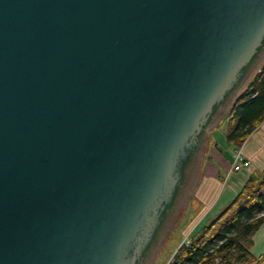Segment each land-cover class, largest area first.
I'll use <instances>...</instances> for the list:
<instances>
[{"label":"water","instance_id":"95a60500","mask_svg":"<svg viewBox=\"0 0 264 264\" xmlns=\"http://www.w3.org/2000/svg\"><path fill=\"white\" fill-rule=\"evenodd\" d=\"M263 63L264 0H0V264H151Z\"/></svg>","mask_w":264,"mask_h":264},{"label":"trees","instance_id":"16d2710c","mask_svg":"<svg viewBox=\"0 0 264 264\" xmlns=\"http://www.w3.org/2000/svg\"><path fill=\"white\" fill-rule=\"evenodd\" d=\"M255 59L256 56L243 67L225 99L238 87ZM259 69L228 112L226 138L236 144H242L264 120V63ZM223 102L224 99L214 106L211 117ZM164 222L154 233L150 247L158 241ZM263 223L264 169L259 174L252 173L220 212L195 229L191 244L178 247L168 264H264V253L256 257L251 252L254 236Z\"/></svg>","mask_w":264,"mask_h":264},{"label":"crops","instance_id":"0c3cea01","mask_svg":"<svg viewBox=\"0 0 264 264\" xmlns=\"http://www.w3.org/2000/svg\"><path fill=\"white\" fill-rule=\"evenodd\" d=\"M229 117L227 113L225 121L222 123L225 136ZM225 144H221L212 132H208L204 161L199 173L201 177L195 197L197 206L196 208H194L195 206L190 207V214L186 219L191 221L190 228L194 225H198L200 228L205 222L214 217L241 191L252 173L264 169V120L242 144H236L234 141L228 140ZM243 145L244 154L251 162V166L240 171H230L234 160V152ZM197 207H199V214L196 213ZM251 252L256 257L264 253V223L254 236V245Z\"/></svg>","mask_w":264,"mask_h":264},{"label":"rangeland","instance_id":"374dc122","mask_svg":"<svg viewBox=\"0 0 264 264\" xmlns=\"http://www.w3.org/2000/svg\"><path fill=\"white\" fill-rule=\"evenodd\" d=\"M223 128H224V126L222 127V125H221L218 129L213 131L212 134L214 137L217 138V140L221 144L226 145L225 142L227 140H226V136H225ZM259 173L260 172H256V174H259ZM200 177L201 176L198 177V180H197L196 184L194 185L192 192H190V194H189L190 196H188V198L186 200L182 214L180 215V217L178 218V220L176 221V223L172 227L169 234L166 236V238L164 239L162 244L159 246V248L157 249V251L153 255L151 264H168V262L171 260L173 253L175 252V250L182 245L181 243H182V240L184 238V235L186 234V232H188L189 229L192 228V227L190 228L191 221H187L186 219L190 214L189 213L190 207L195 206L194 208H196V206H197L196 201H195V197H196L197 187H198V184L200 181ZM198 208L199 207H197L196 213H198ZM191 212H192V210H191ZM191 218H193V217H191Z\"/></svg>","mask_w":264,"mask_h":264},{"label":"built area","instance_id":"2783aa9c","mask_svg":"<svg viewBox=\"0 0 264 264\" xmlns=\"http://www.w3.org/2000/svg\"><path fill=\"white\" fill-rule=\"evenodd\" d=\"M260 71V69L258 70ZM244 145L240 148H237L234 152V160L231 165V170L230 171H240L243 170L244 168H249L251 166V162L246 158L244 154ZM198 225H194L191 229L186 232L184 235V238L182 240V245H190L191 244V237L193 231L197 229Z\"/></svg>","mask_w":264,"mask_h":264},{"label":"flooded vegetation","instance_id":"af4514ba","mask_svg":"<svg viewBox=\"0 0 264 264\" xmlns=\"http://www.w3.org/2000/svg\"><path fill=\"white\" fill-rule=\"evenodd\" d=\"M203 148V147H202ZM197 161H198V159L196 160V166H197ZM198 167V166H197ZM197 167H195V169L197 168ZM175 216H176V212L173 214V217L172 218H175Z\"/></svg>","mask_w":264,"mask_h":264}]
</instances>
